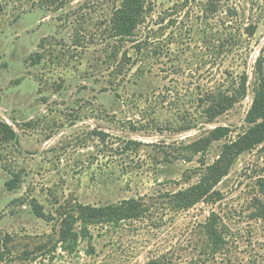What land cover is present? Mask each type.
<instances>
[{
    "label": "rangeland",
    "instance_id": "obj_1",
    "mask_svg": "<svg viewBox=\"0 0 264 264\" xmlns=\"http://www.w3.org/2000/svg\"><path fill=\"white\" fill-rule=\"evenodd\" d=\"M121 3L0 0V120L19 136L0 143V264H264L263 147L240 155L209 200L177 199L248 129L264 0H144L130 39L115 34ZM217 127L229 135L217 140ZM129 201L143 212L62 238L80 205Z\"/></svg>",
    "mask_w": 264,
    "mask_h": 264
},
{
    "label": "trees",
    "instance_id": "obj_2",
    "mask_svg": "<svg viewBox=\"0 0 264 264\" xmlns=\"http://www.w3.org/2000/svg\"><path fill=\"white\" fill-rule=\"evenodd\" d=\"M145 15L146 6L144 0H122L121 7L117 9L113 19L116 36L122 39L133 38L139 27L145 23ZM254 33V31L251 32L252 35ZM236 102L235 95L222 96L217 104V108L220 109L217 115L225 113ZM246 123L248 129L240 134L237 139L222 146L219 159L208 167L200 182L178 194V203L183 209L191 208L204 200H209L212 193L215 192L213 191L214 188L229 173L234 161L240 155L258 147L264 148V76L261 79L259 89L247 114ZM212 134L217 140H220L229 135V128L217 127ZM18 139L19 136L15 129L7 122L0 120V143H14ZM20 182L19 175H12V178L5 183V188L8 191H14L18 188ZM30 205L37 217L44 218V209L36 200L33 199ZM75 212L77 211L66 213L61 223V236L66 240H77L79 238V232L75 230L78 223L86 225L85 231L88 232L87 226L89 225L122 221L127 217L139 215L143 212V209L135 201H129L120 205L104 207L80 205L77 216L74 214ZM212 236L215 237V234L212 233ZM4 248H6V244L0 241V262L2 254L5 253ZM148 264L160 263L151 261Z\"/></svg>",
    "mask_w": 264,
    "mask_h": 264
}]
</instances>
